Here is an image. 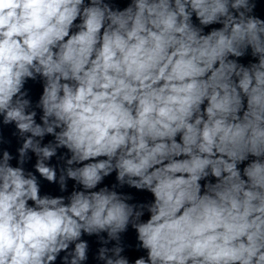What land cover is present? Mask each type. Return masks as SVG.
Wrapping results in <instances>:
<instances>
[{
    "label": "clouds",
    "instance_id": "9594fccd",
    "mask_svg": "<svg viewBox=\"0 0 264 264\" xmlns=\"http://www.w3.org/2000/svg\"><path fill=\"white\" fill-rule=\"evenodd\" d=\"M256 9L0 0V264H264Z\"/></svg>",
    "mask_w": 264,
    "mask_h": 264
}]
</instances>
